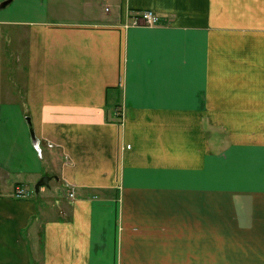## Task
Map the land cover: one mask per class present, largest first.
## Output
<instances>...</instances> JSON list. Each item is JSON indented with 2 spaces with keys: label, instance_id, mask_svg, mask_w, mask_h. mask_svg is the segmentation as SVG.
I'll use <instances>...</instances> for the list:
<instances>
[{
  "label": "crops",
  "instance_id": "1",
  "mask_svg": "<svg viewBox=\"0 0 264 264\" xmlns=\"http://www.w3.org/2000/svg\"><path fill=\"white\" fill-rule=\"evenodd\" d=\"M3 2L0 264H264V0Z\"/></svg>",
  "mask_w": 264,
  "mask_h": 264
},
{
  "label": "built area",
  "instance_id": "2",
  "mask_svg": "<svg viewBox=\"0 0 264 264\" xmlns=\"http://www.w3.org/2000/svg\"><path fill=\"white\" fill-rule=\"evenodd\" d=\"M161 21L159 15L153 10L147 9L137 12L135 15L131 16L125 25H144V26H154L159 24ZM48 146H52L49 142ZM69 196H73L74 193L72 190L68 192ZM16 197H25L27 196V190L23 186H17L14 191Z\"/></svg>",
  "mask_w": 264,
  "mask_h": 264
},
{
  "label": "water",
  "instance_id": "3",
  "mask_svg": "<svg viewBox=\"0 0 264 264\" xmlns=\"http://www.w3.org/2000/svg\"><path fill=\"white\" fill-rule=\"evenodd\" d=\"M6 2H3L0 4V6L4 5ZM27 119V122H28V125H29V129H30V132L33 133V130H32V124L30 122V119L29 117L26 118ZM48 179H49V176L45 175V176H42L35 184V190H38L39 186L41 185H46L47 182H48Z\"/></svg>",
  "mask_w": 264,
  "mask_h": 264
},
{
  "label": "rangeland",
  "instance_id": "4",
  "mask_svg": "<svg viewBox=\"0 0 264 264\" xmlns=\"http://www.w3.org/2000/svg\"><path fill=\"white\" fill-rule=\"evenodd\" d=\"M47 146H48V142H47ZM50 147V146H49ZM31 186H32V190H33V184H31ZM73 191V190H72ZM33 192H34V190H33ZM73 193H74V191H73ZM69 194V193H68ZM27 195H28V192H27ZM74 196V195H73ZM73 196H71V197H73Z\"/></svg>",
  "mask_w": 264,
  "mask_h": 264
}]
</instances>
